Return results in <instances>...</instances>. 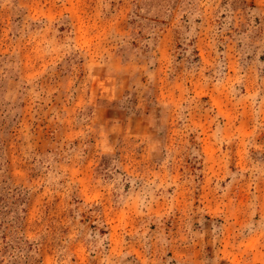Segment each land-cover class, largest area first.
<instances>
[{"label": "rangeland", "instance_id": "obj_1", "mask_svg": "<svg viewBox=\"0 0 264 264\" xmlns=\"http://www.w3.org/2000/svg\"><path fill=\"white\" fill-rule=\"evenodd\" d=\"M0 264H264V0H0Z\"/></svg>", "mask_w": 264, "mask_h": 264}]
</instances>
